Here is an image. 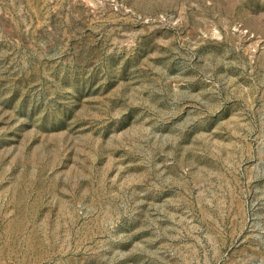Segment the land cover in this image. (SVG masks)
I'll list each match as a JSON object with an SVG mask.
<instances>
[{
  "label": "rangeland",
  "instance_id": "374dc122",
  "mask_svg": "<svg viewBox=\"0 0 264 264\" xmlns=\"http://www.w3.org/2000/svg\"><path fill=\"white\" fill-rule=\"evenodd\" d=\"M0 264H264V0H0Z\"/></svg>",
  "mask_w": 264,
  "mask_h": 264
}]
</instances>
